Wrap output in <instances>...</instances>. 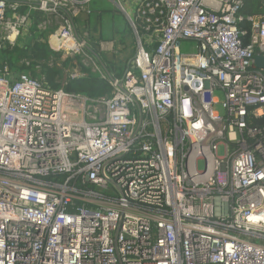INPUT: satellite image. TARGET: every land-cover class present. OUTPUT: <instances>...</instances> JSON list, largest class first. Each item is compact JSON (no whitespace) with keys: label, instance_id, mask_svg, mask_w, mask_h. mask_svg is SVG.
<instances>
[{"label":"built area","instance_id":"obj_1","mask_svg":"<svg viewBox=\"0 0 264 264\" xmlns=\"http://www.w3.org/2000/svg\"><path fill=\"white\" fill-rule=\"evenodd\" d=\"M246 1L127 0L131 17L117 0L135 53L114 78L112 40L80 25L90 0H0L1 49L40 15L59 61L111 88L0 69V264H264V22Z\"/></svg>","mask_w":264,"mask_h":264},{"label":"trees","instance_id":"obj_2","mask_svg":"<svg viewBox=\"0 0 264 264\" xmlns=\"http://www.w3.org/2000/svg\"><path fill=\"white\" fill-rule=\"evenodd\" d=\"M25 10L24 7L20 9V12ZM99 17L101 13L106 12V9L95 10ZM91 13V11H90ZM243 17H257L261 22H264V1L262 0H247L245 9L239 13ZM41 22L40 15L32 14V24L29 27V38L32 41L28 45L18 48L17 46L2 49L0 55V69L7 66L11 76L24 71H29L32 76L38 77L31 67H25L21 63V59L25 58L32 60L33 66H39L41 71L40 75L46 80V84L53 90H63L68 93L82 94L89 98H98L111 95V88L107 82L101 81L95 73L85 67L81 59L78 57L69 58L64 61H58L59 54L54 52L47 41V34L39 32L37 30L38 24ZM240 31L246 33L242 37L243 44L248 42V34L250 25L248 22L243 21L238 24ZM117 33L112 34L113 36ZM112 40V39H108ZM120 44L124 42L119 40ZM53 57L55 60L52 66H49L48 60ZM105 71L114 78H120L122 74V68H118L115 62L108 59L106 61H100ZM70 71L78 70L82 74V78L68 80L66 78L65 70ZM264 119L256 121L257 124H262Z\"/></svg>","mask_w":264,"mask_h":264},{"label":"rangeland","instance_id":"obj_3","mask_svg":"<svg viewBox=\"0 0 264 264\" xmlns=\"http://www.w3.org/2000/svg\"><path fill=\"white\" fill-rule=\"evenodd\" d=\"M120 3H122L123 6H125L126 3V10L128 15L133 17L134 13V8L128 6V3L126 2L127 0H118ZM117 2V0H90V2L86 5L88 9L91 11L88 21L87 17H83L80 20V25L81 27L87 28V22L91 28V32L93 35H96L95 39H101V40H108L112 39V42L114 44V52H108V53H103L97 57H99L100 61H106L108 59L112 60L115 62V65L118 68L123 69L124 62L129 60L130 58L133 57L135 51H134V42H133V37L131 30L128 26L127 20L125 19L124 15L120 13L117 10V7L114 5V3ZM100 9H106V12L101 13V15L98 17L97 12L95 10H100ZM17 16L20 14H17L16 12L14 13ZM20 18V17H18ZM94 29L95 32L93 31ZM99 31V36L98 32ZM117 33L113 36L112 34ZM49 37H47L48 43L52 40ZM122 39L124 42L123 44L119 43V40ZM32 43L30 38L28 37L27 33H24L18 37L16 41V46L19 48H22L24 45H28L29 43ZM178 51L180 54H190L195 52V44L191 42H184L181 41L178 44ZM2 49L0 48V55H1ZM93 56V55H92ZM97 57L93 56V59L95 63L100 67V63L98 62ZM60 58L57 60L59 61ZM22 62H29L30 60L28 59H21ZM32 70L34 71V66H31ZM38 71V70H37ZM65 71H70L66 69ZM217 109V108H216Z\"/></svg>","mask_w":264,"mask_h":264},{"label":"water","instance_id":"obj_4","mask_svg":"<svg viewBox=\"0 0 264 264\" xmlns=\"http://www.w3.org/2000/svg\"><path fill=\"white\" fill-rule=\"evenodd\" d=\"M254 67L258 70H264V56H256L254 58Z\"/></svg>","mask_w":264,"mask_h":264},{"label":"crops","instance_id":"obj_5","mask_svg":"<svg viewBox=\"0 0 264 264\" xmlns=\"http://www.w3.org/2000/svg\"><path fill=\"white\" fill-rule=\"evenodd\" d=\"M49 35H50V33H47V37H49ZM49 46H50V48H51V46H53L52 41L49 42Z\"/></svg>","mask_w":264,"mask_h":264}]
</instances>
